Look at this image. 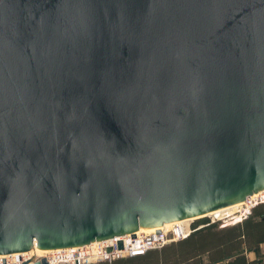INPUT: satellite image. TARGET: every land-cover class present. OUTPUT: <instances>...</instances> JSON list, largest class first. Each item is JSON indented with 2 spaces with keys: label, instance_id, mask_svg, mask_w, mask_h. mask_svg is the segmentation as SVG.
Masks as SVG:
<instances>
[{
  "label": "water",
  "instance_id": "obj_1",
  "mask_svg": "<svg viewBox=\"0 0 264 264\" xmlns=\"http://www.w3.org/2000/svg\"><path fill=\"white\" fill-rule=\"evenodd\" d=\"M263 188L264 0H0V253Z\"/></svg>",
  "mask_w": 264,
  "mask_h": 264
},
{
  "label": "built area",
  "instance_id": "obj_2",
  "mask_svg": "<svg viewBox=\"0 0 264 264\" xmlns=\"http://www.w3.org/2000/svg\"><path fill=\"white\" fill-rule=\"evenodd\" d=\"M255 192L246 195L234 209H223L220 212L188 218L175 222L173 226L165 229L135 230L133 233L114 235L82 245L52 248L43 255L25 254L24 251L0 253V264H20L26 260L27 264H33L41 258L46 259V264H88L144 253L149 249L160 248L169 241L183 238L193 230L209 223L219 222V225L223 226L236 216L237 219L247 216L251 213L253 206L264 202V188ZM119 241H121L120 246Z\"/></svg>",
  "mask_w": 264,
  "mask_h": 264
},
{
  "label": "trees",
  "instance_id": "obj_3",
  "mask_svg": "<svg viewBox=\"0 0 264 264\" xmlns=\"http://www.w3.org/2000/svg\"><path fill=\"white\" fill-rule=\"evenodd\" d=\"M261 241H264V202L232 224L220 226L219 222H212L160 248L97 264H248L251 260H247L241 244L258 251Z\"/></svg>",
  "mask_w": 264,
  "mask_h": 264
},
{
  "label": "bare ground",
  "instance_id": "obj_4",
  "mask_svg": "<svg viewBox=\"0 0 264 264\" xmlns=\"http://www.w3.org/2000/svg\"><path fill=\"white\" fill-rule=\"evenodd\" d=\"M256 193V192H255ZM240 202L239 201H237V202H235V203H233V204H230V205H226V206H223V207H220V208H216V209H213V210H210V211H208V212H205V213H203V214H198V215H194V216H191V217H186V218H181V219H175V220H170V221H166V222H164V223H162L161 225H158V226H150V227H144V228H141V229H136V231H141V230H152V229H155V228H163V229H165V228H168V227H170V226H173V224L175 223V222H180V221H182V220H186V219H188V218H194V217H196V216H202V215H204V214H207V213H212V212H215V211H217V210H219V209H223V208H226V209H234V208H236L237 206H238V204H239ZM222 211V210H221ZM220 212V211H219ZM237 217V216H236ZM235 218V217H234ZM242 218H244V217H242ZM242 218H240V219H237L236 220V222L237 221H239V220H241ZM233 219V218H232ZM232 223H234L233 221H231V222H229V223H227V224H225V225H228V224H232ZM224 226V225H223ZM181 239V238H180ZM178 240V239H177ZM172 241H176V240H172ZM94 242V241H93ZM169 242H171V241H169ZM169 242H167V243H169ZM166 243V244H167ZM155 249V248H154ZM51 251L52 250V248H39V247H36V246H33L31 249H29V250H27V251H24L23 253H25V254H39V255H43V254H46L48 251Z\"/></svg>",
  "mask_w": 264,
  "mask_h": 264
},
{
  "label": "crops",
  "instance_id": "obj_5",
  "mask_svg": "<svg viewBox=\"0 0 264 264\" xmlns=\"http://www.w3.org/2000/svg\"><path fill=\"white\" fill-rule=\"evenodd\" d=\"M242 252L246 256L247 260H251L248 264H264V241L258 243V251L250 248L247 249L244 247L243 243L241 244ZM224 264V262H223Z\"/></svg>",
  "mask_w": 264,
  "mask_h": 264
},
{
  "label": "rangeland",
  "instance_id": "obj_6",
  "mask_svg": "<svg viewBox=\"0 0 264 264\" xmlns=\"http://www.w3.org/2000/svg\"><path fill=\"white\" fill-rule=\"evenodd\" d=\"M223 209H226V208H223ZM223 209H219V210H217V211H215V212H219V211H221V210H223ZM237 217H235V218H233V219H231V221H233V222H236V219ZM98 262H95V263H88V264H97Z\"/></svg>",
  "mask_w": 264,
  "mask_h": 264
}]
</instances>
